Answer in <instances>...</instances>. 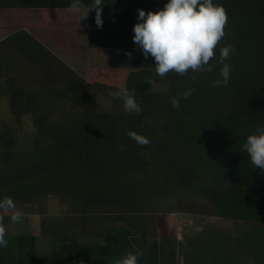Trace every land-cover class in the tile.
I'll return each mask as SVG.
<instances>
[{"label": "trees", "instance_id": "16d2710c", "mask_svg": "<svg viewBox=\"0 0 264 264\" xmlns=\"http://www.w3.org/2000/svg\"><path fill=\"white\" fill-rule=\"evenodd\" d=\"M166 2L105 0L104 23L98 28L95 8L88 13L92 0H80L78 10L72 9L73 0H0V9L12 16V27L22 24L0 41V98L7 96L19 120L33 114L38 131L27 150L16 144L15 128L0 132L7 145L1 156L6 166L0 172L1 189L17 199L36 197L34 191L45 187L58 189L47 192L73 199L84 223L81 234H92L87 244L72 242L59 253H41L33 244L26 264H116L129 252L138 255L139 264H183L181 255L184 264H235L226 244L195 250L187 237L190 248H185L175 229L167 236L151 233L153 241L143 245L146 236L138 234L137 216L142 208L150 209L145 205L154 191L164 197L171 186L190 198L184 212L200 214L197 202L208 201L216 216L264 226V170L252 165L242 147L247 135L264 125V0H214L225 8L228 22L210 61L213 71L169 72L161 78L154 58L146 59L132 38L137 9L155 12ZM34 27L43 39L28 31ZM52 38L55 48L65 47L74 60L94 62L90 72L98 88L110 89L112 113L94 107L95 94L87 91L91 85L68 68L64 56L46 47ZM229 44L235 48L226 61L233 69L230 81L213 87L222 79L219 49ZM6 56L10 63L15 58L37 69L8 73L2 82L3 71L12 66L4 64ZM116 65L126 68L118 71ZM39 70L44 75L35 73ZM124 89L134 92L139 114L124 111L123 101L114 96ZM188 89L192 95L185 99L182 93ZM178 96L174 108L171 101ZM57 110L58 120L52 122ZM130 132L150 143L140 144ZM63 215L59 234L72 237L73 213ZM88 219L93 232L87 231ZM241 240L253 246L249 238ZM251 245L247 253L256 257ZM255 261L264 264L259 255Z\"/></svg>", "mask_w": 264, "mask_h": 264}, {"label": "rangeland", "instance_id": "374dc122", "mask_svg": "<svg viewBox=\"0 0 264 264\" xmlns=\"http://www.w3.org/2000/svg\"><path fill=\"white\" fill-rule=\"evenodd\" d=\"M11 20L12 16L4 10L2 11L0 9V41L4 40L8 35H10V33L20 29V25L22 26V24H17L16 26L12 27L13 24ZM28 31L36 35L37 38L39 37L43 39L41 36H44V34L41 33L38 27L30 28V30ZM53 40L55 39L52 38V40H44L46 47L49 48L50 51H52L55 55L59 57L61 55L64 56V61L69 64L68 68L75 70L78 77L81 76L86 80V83L91 85V87H89L87 91L92 90L95 94L93 99L94 107L98 108L100 111H106L109 114L112 113L114 107L113 101L107 94L110 89L107 87L98 88L99 84H96L97 82L94 81L93 75L90 72L91 69H93L94 62H92V60L83 59H80L79 61L74 60V56L71 51H67L68 49L61 46L60 44H57L55 48ZM2 50H4V52H8L4 46ZM6 58L7 59L4 60V64H12V66L9 71H3L5 74L2 75V82L6 81L8 73H14L15 76H17L23 73V70L31 69L33 71V69H37L35 65L30 66V69L27 65H20L21 62H16L15 58L13 63H10L11 57L8 58L6 56ZM125 68L126 67H118L116 70L124 71ZM35 73L40 76L44 75L41 70L35 71ZM29 84L34 87L33 80H30ZM58 110L51 117L50 120L52 122H56L58 120ZM34 117L35 116L33 114H23L20 117L22 119H17L16 116L10 111L7 96L0 98V132L4 131L6 127L15 128L17 130L18 136V142L16 144L19 148L21 147L22 150H27L29 147L31 148V143L34 142L35 136L38 137V131L36 123L34 122ZM6 149L7 145L0 139V172L3 171L2 167L6 168V166H2L1 163V156L3 155V151ZM5 175L6 174H4L3 176ZM9 175L5 177H9ZM5 177H3L2 179H4ZM0 191L2 192V194L0 195H7V193L2 191L1 186ZM47 191L57 192L58 189L50 190L49 187H45L41 190L39 189L38 191H34V193L39 192L36 197H26L18 201V204L23 206L25 209L29 207L32 210L30 224L27 221L28 225H32V244L37 245L41 253H47L49 250L50 254L52 252H63L65 250V247H67L65 245L71 244L72 242L76 244H82L87 240H90L92 234L85 235L87 237H85L84 234H81L84 223L82 226V222H79L78 217L80 213L77 206L78 204H76L73 199L64 196L63 193L49 194ZM164 192H166L164 195L167 196L159 197L158 194L156 195V193L158 192L154 191L152 194V200L145 205L150 209L143 210L142 208L140 210L141 212H139L137 216V222L135 225L138 234L146 236V239H143L144 246L153 241L151 233L153 235H157V237L158 235L167 236L169 235V233L172 234V231L175 229L177 240H179L183 245H186L185 248H190L187 239L188 237L191 240L190 244L195 243L192 245L193 249L195 250H204L208 246L214 247L226 244L225 247H231L232 253L236 254L241 249L242 252L246 251V247L245 245H243L246 243L244 242V240H241V238L245 237V239L249 238L250 240L247 241L253 244V246L248 243L247 245H251L252 248L257 249V256L254 258V260L258 258V255L261 260H264V226H252L251 223H248L246 221H235L232 219L216 216L214 214V207L208 201L205 204H201L200 201L197 202L199 204V209L202 212L200 214L196 213L192 215L182 210L188 204V201H190V198H186L188 197V195H185V197L180 195L179 192L173 189L172 186L168 187V190ZM64 213H73L75 222L72 226V237H69L67 233L59 234L61 230H59L57 224L62 229L63 225L61 223L63 220L62 217H64ZM27 217L28 215L26 214V219ZM90 222L92 223V219H88L87 231L93 232V229L89 230L91 226ZM55 230L56 234H54L55 232H53ZM241 233H245V236H242ZM218 236L225 237L221 239L219 238V240ZM170 239L174 240L171 237ZM194 245H197V247H194ZM201 246H203V248ZM103 253L105 255L107 254L106 251ZM104 254L103 256H105ZM231 256L233 260H236V255ZM179 262L184 264V258L182 255L181 257H179ZM255 262L253 261V258L250 257V259H247L245 261V264H255ZM198 264L200 263L198 262ZM235 264L242 263H237V261H235Z\"/></svg>", "mask_w": 264, "mask_h": 264}, {"label": "clouds", "instance_id": "9594fccd", "mask_svg": "<svg viewBox=\"0 0 264 264\" xmlns=\"http://www.w3.org/2000/svg\"><path fill=\"white\" fill-rule=\"evenodd\" d=\"M105 0H92L90 9L95 8V24L103 26L102 7ZM80 0H73V10L80 8ZM137 22L133 26V42L137 49L147 59L154 58L156 74L161 78L169 72L184 75L191 71L212 72L213 65L210 61L215 57V49L225 36V27L228 16L225 8L214 0H167L162 9L155 12H145L137 9ZM88 15V14H87ZM82 16V18L87 17ZM235 52L233 45L229 44L219 49L220 76L213 82V87L227 86L231 74L232 65L227 63L230 54ZM129 59L131 52L125 53ZM192 95V89L182 93L187 99ZM117 99L123 101L124 111L139 114L142 111L134 92L127 89L114 93ZM172 106L179 107V96L172 98ZM130 137L140 144L146 145L150 141L135 133H129ZM243 151L250 158L255 168L264 170V125L247 135L243 144ZM13 222H19V214L11 217ZM6 228L0 225V248L7 247ZM116 264H139L138 255L127 253Z\"/></svg>", "mask_w": 264, "mask_h": 264}, {"label": "crops", "instance_id": "0c3cea01", "mask_svg": "<svg viewBox=\"0 0 264 264\" xmlns=\"http://www.w3.org/2000/svg\"><path fill=\"white\" fill-rule=\"evenodd\" d=\"M21 199L15 198V196L0 195V225L6 228V240L8 241L7 247L0 248V264H26L29 262V257L32 252V240H31V228L32 225H28L31 222V208L25 209L18 204ZM23 207V208H22ZM19 214L21 219L19 222H13L11 217ZM26 214L28 215L26 219ZM246 247V251L239 250L236 254L237 263L245 264L247 259L253 258L255 262L254 254L247 253L251 249L247 244H243ZM35 246V245H34ZM37 246V245H36ZM38 247V246H37ZM255 264H257L255 262Z\"/></svg>", "mask_w": 264, "mask_h": 264}]
</instances>
